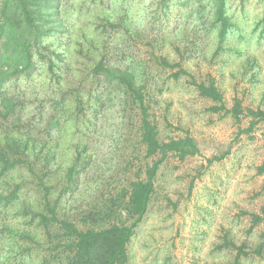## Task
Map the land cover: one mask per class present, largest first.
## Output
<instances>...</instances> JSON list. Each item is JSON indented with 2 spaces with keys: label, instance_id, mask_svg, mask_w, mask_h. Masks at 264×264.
I'll return each mask as SVG.
<instances>
[{
  "label": "rangeland",
  "instance_id": "rangeland-1",
  "mask_svg": "<svg viewBox=\"0 0 264 264\" xmlns=\"http://www.w3.org/2000/svg\"><path fill=\"white\" fill-rule=\"evenodd\" d=\"M227 1L235 25L219 44L218 27L210 24L215 0H110L113 6H125L146 36L129 39L120 58L150 71V112L160 139L191 135L200 147L194 156L180 160L170 155L161 165L149 211L129 244L127 264H228L236 251L227 248V240L246 243L243 264H264V251L254 253L264 230V221L254 222L264 216V174L259 172L264 121L250 127L252 117L247 115L248 108L264 110V0ZM162 55L198 80L214 78L225 108L213 110L215 103L189 83V76L176 79L180 66H162L157 59ZM113 86L91 127L93 162L60 200L58 215L70 216L80 226L101 228L121 220L130 224L123 198L115 214L87 221L85 216L90 210L110 209L111 196L145 178L155 160L141 142L138 111L130 106L123 110L121 91ZM8 92L24 101V120L33 118L29 129L42 130L38 118L50 105V85L36 74L12 82ZM236 99L244 108L240 120L231 112ZM35 199L31 195L25 200L33 204ZM20 209L0 208V264H63L68 251L58 229L51 227L48 235Z\"/></svg>",
  "mask_w": 264,
  "mask_h": 264
},
{
  "label": "trees",
  "instance_id": "trees-1",
  "mask_svg": "<svg viewBox=\"0 0 264 264\" xmlns=\"http://www.w3.org/2000/svg\"><path fill=\"white\" fill-rule=\"evenodd\" d=\"M227 3L214 2L216 10L210 24L218 27L219 44L235 25ZM144 35L129 10L111 5L110 0H78V4L66 0H0V208L16 207L19 212L23 206L20 212L31 222L37 221L50 236L55 226L68 251L63 264H127L129 244L149 211L161 165L170 155L183 160L200 153L191 135L160 139L150 112V71L138 70L128 57L120 58L121 47L129 39ZM157 59L162 66H180L174 77L189 76V83L215 103L213 110L225 108L224 94L214 78L198 80L180 63H172L164 55ZM36 74L50 85L52 95L47 111L38 118L39 132L29 129L33 128V118L24 120V101L8 92L12 82ZM109 85L121 91L123 110L130 106L138 111L141 142L146 155L155 160L147 166L145 178L132 180L122 195L111 196L110 209L94 208L85 216L87 221L115 214L116 203L123 198L127 199L124 211L132 220L130 224L121 220L101 228L80 226L70 216L61 218L58 209L62 195L81 181L83 171L93 162L91 127L107 99ZM231 112L240 120L244 108L239 99ZM247 115L252 117L250 127L264 121L262 109L248 108ZM2 118L8 123L3 125ZM259 172L264 174V163ZM31 195L36 197L33 204L25 200ZM255 219L260 223L264 216ZM226 243L236 251L228 264H243L242 258L248 254L246 243ZM263 251L264 230L254 253L261 256Z\"/></svg>",
  "mask_w": 264,
  "mask_h": 264
}]
</instances>
